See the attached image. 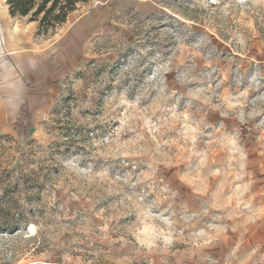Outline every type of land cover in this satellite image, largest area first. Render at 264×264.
Masks as SVG:
<instances>
[{
  "label": "rangeland",
  "instance_id": "obj_1",
  "mask_svg": "<svg viewBox=\"0 0 264 264\" xmlns=\"http://www.w3.org/2000/svg\"><path fill=\"white\" fill-rule=\"evenodd\" d=\"M111 5L0 130V264H264V0Z\"/></svg>",
  "mask_w": 264,
  "mask_h": 264
},
{
  "label": "crops",
  "instance_id": "obj_2",
  "mask_svg": "<svg viewBox=\"0 0 264 264\" xmlns=\"http://www.w3.org/2000/svg\"><path fill=\"white\" fill-rule=\"evenodd\" d=\"M116 0L95 1L90 10L69 15L72 35L67 43L63 36L50 42L39 35L38 23L26 18H12L4 0L0 5V130L11 133L15 122L36 123L39 110L47 109L59 87L74 69L75 58L83 39L94 35L112 21L120 7ZM98 3L102 5L98 10ZM111 3V4H109ZM117 4V3H116ZM135 5H140L135 2ZM121 9V8H120ZM66 23V24H67ZM64 24V25H66Z\"/></svg>",
  "mask_w": 264,
  "mask_h": 264
},
{
  "label": "trees",
  "instance_id": "obj_3",
  "mask_svg": "<svg viewBox=\"0 0 264 264\" xmlns=\"http://www.w3.org/2000/svg\"><path fill=\"white\" fill-rule=\"evenodd\" d=\"M90 0H6L12 18L38 23L39 35H46L67 22L81 3Z\"/></svg>",
  "mask_w": 264,
  "mask_h": 264
}]
</instances>
